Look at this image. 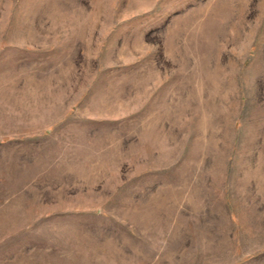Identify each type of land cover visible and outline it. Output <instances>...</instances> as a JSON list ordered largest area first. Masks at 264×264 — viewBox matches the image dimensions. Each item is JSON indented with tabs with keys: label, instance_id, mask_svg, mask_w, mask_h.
<instances>
[{
	"label": "rangeland",
	"instance_id": "1",
	"mask_svg": "<svg viewBox=\"0 0 264 264\" xmlns=\"http://www.w3.org/2000/svg\"><path fill=\"white\" fill-rule=\"evenodd\" d=\"M0 264H264V0H0Z\"/></svg>",
	"mask_w": 264,
	"mask_h": 264
}]
</instances>
